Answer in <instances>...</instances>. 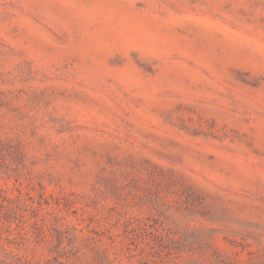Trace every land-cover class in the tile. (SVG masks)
Returning <instances> with one entry per match:
<instances>
[{"label":"rangeland","instance_id":"1","mask_svg":"<svg viewBox=\"0 0 264 264\" xmlns=\"http://www.w3.org/2000/svg\"><path fill=\"white\" fill-rule=\"evenodd\" d=\"M0 264H264V0H0Z\"/></svg>","mask_w":264,"mask_h":264},{"label":"trees","instance_id":"2","mask_svg":"<svg viewBox=\"0 0 264 264\" xmlns=\"http://www.w3.org/2000/svg\"><path fill=\"white\" fill-rule=\"evenodd\" d=\"M12 201H13V200H12ZM9 202H10V201H9ZM3 208H7V206L4 205Z\"/></svg>","mask_w":264,"mask_h":264}]
</instances>
